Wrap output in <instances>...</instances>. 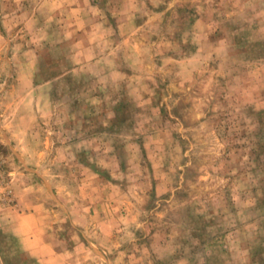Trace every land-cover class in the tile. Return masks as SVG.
<instances>
[{"label": "rangeland", "instance_id": "obj_1", "mask_svg": "<svg viewBox=\"0 0 264 264\" xmlns=\"http://www.w3.org/2000/svg\"><path fill=\"white\" fill-rule=\"evenodd\" d=\"M0 264H264V0H0Z\"/></svg>", "mask_w": 264, "mask_h": 264}]
</instances>
